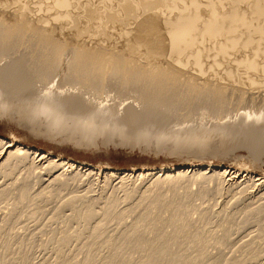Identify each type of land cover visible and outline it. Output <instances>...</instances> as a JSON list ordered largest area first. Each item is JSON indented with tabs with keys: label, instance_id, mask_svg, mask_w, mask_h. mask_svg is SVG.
<instances>
[{
	"label": "bare ground",
	"instance_id": "obj_1",
	"mask_svg": "<svg viewBox=\"0 0 264 264\" xmlns=\"http://www.w3.org/2000/svg\"><path fill=\"white\" fill-rule=\"evenodd\" d=\"M7 4L11 5L12 11L9 13L0 11V106L3 108H14L30 116L42 115L51 124L60 122L64 125L67 123V126L72 122L77 126L76 122L80 124L82 121L92 125L90 124L92 120V123L96 121L103 124L107 122L110 124L131 122L133 124L152 119V116L157 115L158 110L155 112L151 109L160 108L159 106L164 107L169 102L187 103L194 98L202 99L214 107V114L207 113V110L203 112L199 126L206 124L213 131L222 130L223 133L232 135L234 138L236 136L245 138L247 140H244L246 145L257 151H254L256 156L263 154L264 121L260 119V114L264 113V108L249 107L251 106L249 102L255 98L264 99V96L259 95L260 91H264V0H0V7ZM18 6L19 8L16 9ZM15 11L19 14L15 15ZM72 33L76 35L94 34L97 38L93 41L92 46L83 44L71 48L68 47V42L63 43L62 40L70 37L69 34ZM109 33H119L120 37L126 36L136 51H142L141 60L147 61V63L137 60V57L130 59L127 56L128 52L121 47L104 44L107 49L111 50L98 48L103 45L101 41L107 43L106 35ZM59 44L64 47L61 51ZM14 50L16 52L10 54ZM119 50L121 51L119 52ZM19 51L21 56L14 58V54ZM69 56L71 58L67 60ZM62 69L65 72L61 75L58 72ZM56 77L59 78L58 87L67 91L63 95H45L47 86ZM42 83H46V85L41 86ZM107 90L114 91V93L107 92L102 96ZM12 92H20L21 94L12 95ZM131 98L134 99L133 102L127 104L126 101ZM232 98H237L239 103L244 101L247 103L243 107L225 110L228 108L226 107L227 101L229 103V99ZM102 104H104L103 107H101ZM4 114L2 113V115ZM250 116L252 118H249ZM68 122L70 123L68 124ZM149 125L153 124L150 123ZM14 140L0 136V172L8 175L11 171L20 170L24 172L23 176H28L25 177L24 182H21L24 184H20L19 187H21H18L20 190L18 196H20L21 202H23V198L35 197L29 196L28 185L31 183L30 180H26L35 174L37 176L35 179L38 178L39 173L40 175L46 174L48 178L45 180H48L49 184H47V188L52 184H56V187L68 188L72 182H79L76 181L78 178L89 177L92 174V170L88 166L84 172L82 171L85 163L75 162V160L68 161L65 158L59 159L57 156L58 159H53L52 156L48 155L51 153L47 154L34 150V148L24 146ZM244 141L241 140V143ZM189 171L194 172L191 175L197 178L186 179ZM37 172L39 173L37 174ZM116 172L108 173L107 177L112 180L113 177L117 176ZM249 173V170L244 175V173L240 174L235 170L217 165L202 166L198 164L189 166L187 170L179 167L170 169L164 167L159 168V171L155 173L141 171L136 174L135 179L140 180L138 186L144 189L142 191L145 196L144 194L141 196L145 200L142 201H147L146 198L150 200L149 197L153 196L146 195L147 192L151 191V187L143 186V182L150 176L156 178L153 179L156 182L154 183L155 186L156 184L163 185L162 182H166V184L175 182V185L176 182H180L182 186L183 182L187 183L188 180L191 183L194 180V184H198L197 180L200 181V178H213L215 180L214 177L220 181L223 180V183L230 181L228 184L234 186L240 183L241 177H248ZM250 177L255 181L261 180L258 186L264 185V177L253 175ZM82 180L80 181L82 182ZM169 184L167 185L170 186ZM201 184H199L200 187L202 186V190L205 191L207 186L203 188V183ZM221 186L223 185H220L222 189ZM157 187L162 186L157 185ZM172 187L175 188V186ZM216 188L220 190L219 186ZM218 189L216 190L218 191ZM206 191L208 192V190ZM5 192V188L4 191H0V198ZM242 192L243 190L239 192L241 196L244 195ZM197 193L195 194L198 195ZM195 194L193 195L195 196ZM129 195L128 199L131 198ZM263 195L264 193L261 196ZM124 196L125 199L127 195ZM165 196L168 198L166 192L165 195L162 192L156 195V200L154 198L151 200L155 201L156 207H165V204H168L166 200L164 201ZM110 198L107 204L105 203L107 206L105 205L101 211L104 219L114 215L108 211L111 210L110 207H113L116 201V204L118 203V200H115L117 197L115 199L114 197ZM262 205L264 207V204ZM92 206L87 208L91 209ZM261 209L260 206V211ZM88 210L87 212L91 216L88 217L86 212V215H83L85 219L82 218L85 220L86 226H88L90 219L95 217L93 212L89 213ZM117 213V218L125 215L123 212ZM180 214L177 213L178 217L175 214L168 221L174 226H179L176 225L179 222L182 223L178 232L182 231L185 226L187 228V218L183 216L184 213L183 215ZM201 214L203 213L201 212ZM137 219L139 218L137 217ZM160 219L162 220V218ZM136 221L139 224L141 222ZM137 222L136 224H138ZM97 224L96 227H92L93 232H98L100 228H103V223H101L102 225ZM132 231L129 233L134 237ZM174 233L172 235L170 233L167 238L165 237L167 239L165 241H170L168 245L179 236V234L175 235ZM130 234L127 236L125 234L123 241H132V243L135 241L138 247L135 243L131 245L129 242L127 244L131 245L128 246L129 249L133 246L140 248L141 245L143 247L141 248L144 249L146 246L143 244L144 239L132 238L129 236ZM145 241L147 240L145 239ZM127 242L121 243L127 246ZM168 245L165 244L164 247L166 248ZM155 247L160 249L156 245ZM155 247L152 248L155 249ZM125 249L124 252L126 253L127 250ZM167 250L169 251V249ZM121 251L120 254L123 253ZM120 254L117 253L118 256H115H122Z\"/></svg>",
	"mask_w": 264,
	"mask_h": 264
},
{
	"label": "rangeland",
	"instance_id": "obj_2",
	"mask_svg": "<svg viewBox=\"0 0 264 264\" xmlns=\"http://www.w3.org/2000/svg\"><path fill=\"white\" fill-rule=\"evenodd\" d=\"M10 6L9 4L2 5L0 11L9 13L12 11ZM18 8L19 6L16 7V9ZM14 14L18 15L19 12L15 11ZM118 34L109 33L106 35L107 43L101 41L103 45L98 48L110 51L111 49H107L104 44L121 47L128 52L127 56L130 59L137 57V60H141L142 56L140 54L142 51H136L126 36L120 37ZM69 35L70 37L63 39L62 42H68V47L71 48L83 44L92 46L93 41L97 38L94 34L76 35L72 33ZM58 46L60 51L64 49L62 44ZM20 51L14 54V58L21 56ZM14 52L16 50L10 52V54ZM124 55L126 56V53ZM70 58L71 56L67 57V60ZM141 62L147 63L144 60H141ZM64 72L65 70L62 69L58 73L62 75ZM44 85L46 83L41 84V86ZM247 91H249V88H247ZM107 92L114 93V91L107 90L102 96ZM12 93V95L21 94L20 92ZM89 95L91 96V94ZM259 95L263 97L264 91H260ZM133 100L131 98L126 103L133 102ZM229 100L232 103L227 101L226 107L228 108L225 110L243 107L247 103L245 101V103H239L240 101L237 98ZM252 102L256 104L254 105ZM249 103H251V106L248 105L249 107L264 108V99L255 98ZM2 108L0 106V111ZM160 108L151 109L155 112L158 110L157 115L142 123L125 122L126 124L120 123L122 124L120 125L119 122L118 124L108 122L103 124L95 121L94 124L92 120L90 121L92 125L85 124L82 121L80 124L76 122L77 126L73 122V124L68 122V124L70 123L68 126L67 123L64 125L60 122L51 124L45 116H30L14 108H3L0 113L1 137L9 140L15 139L14 141L40 152L51 153L48 155L52 156L53 159L65 158L68 161L75 160V162L85 163L82 171L84 172L88 166L92 170V174L89 177L83 176L77 180L75 179L79 182H72L68 188L59 185H57L59 187H56V184H52L54 187L50 185L47 188L49 184L48 180L45 179L48 177L46 174L40 175L37 172V174L39 173L37 179H35L36 174L32 178L26 179L30 180L31 183L27 181L30 184L28 185L29 196L35 197H30L31 199L28 197H26L28 199L23 198V202H21V198L18 196L21 187L19 185L24 184L21 182H24L25 177L28 176H23L24 172L20 170L11 171L8 175L0 172V191H4L5 188V194L9 195L4 194L6 197L2 195L3 200L0 198V264H264V213H262L264 212L262 205L264 204V195L261 196L264 193V185L258 186L261 180L255 181L250 177V175L264 177V148H262L263 154L256 156L254 151H257L246 145L245 141L247 140L245 138H239L238 136L234 138L232 135L223 133L222 130H219L220 132L218 130L213 131L206 124L199 126V122H201L199 120L203 112L207 110V113L214 114V107L208 105L202 99L194 98V100L187 103L172 101ZM2 113L5 114L2 115ZM149 122L154 127L149 125ZM192 125L194 126L192 127ZM86 126L87 129H85ZM241 140L242 142L245 140L244 143H241ZM250 149H252L251 152ZM198 164L202 166L217 165L235 170L240 174L244 173V175L248 170L250 173L248 177H241L240 183L234 186L228 184L230 181L223 183V180L220 181L217 177H214L215 180L213 178H200V181L197 180L198 184H194L192 179L193 182L191 183V177H195L192 176L194 172L190 171L186 175V179H190L189 182L186 183L182 180L184 183H182V186L180 182H176L177 186L174 184L175 182L173 184L167 183L170 186L166 182H162L163 185L156 184L155 186L154 183L156 182L153 179L156 178L150 176L143 182V186L151 187V191L147 192L146 195L153 197H149L150 200L146 198L147 201H142L145 198L142 199L143 196L141 195L144 194L145 196V193L142 191L144 189L138 186L140 180L135 179L137 173L141 171L155 173L159 171V168L164 167L168 169L179 167L187 170L189 166ZM110 172H116L117 174L112 180L107 177ZM45 183L48 185L46 186ZM104 183H106L105 186H103ZM201 183H203V188L207 186L206 190L208 192L202 190V186L199 185ZM185 184L187 186H184ZM157 185L163 188L157 187ZM220 185H223L221 186L222 189ZM172 186H175V188ZM216 186H219L220 190L224 188L226 190L224 189L221 192ZM232 190L234 191L232 192ZM242 190L243 194L246 190V193L242 194L243 196L239 193ZM34 192H39L40 195ZM128 192L132 194L129 195ZM162 192L164 195L166 192L168 198L165 196L164 201L166 200L168 204H165L164 208H158L151 198L155 199L156 195ZM194 192H198L197 194H200V196L198 197ZM124 195H127L125 199ZM128 195L131 197H129L130 199L127 198ZM110 197H114V199L117 197L115 200H118V203L116 204V201L115 207L111 206V210L108 211L110 214L111 212L114 214L111 215L112 218L110 216V218L104 219L101 211L111 199ZM71 201L72 203H70ZM93 202L95 205L92 204V206L91 203ZM173 203L174 205H171ZM88 205H91L92 208L89 209L91 206ZM86 208L89 209V213L93 212L95 216L90 219V225L87 224L88 226L84 223L85 220L82 219L84 218L83 215H86ZM177 210H180V213L183 212L184 215ZM94 211L97 212L96 215ZM117 212H123L125 215L117 218ZM99 213L101 216L98 215ZM177 213L187 218V228L185 226L184 229H186H182L183 233L179 230L182 234L178 232L182 223L179 222V224H176L179 226H174V224L168 222L175 214L178 217ZM87 216L90 217L91 215L88 214ZM136 220H140V224ZM135 221L139 224V227ZM96 222L103 223V228L99 229V233L95 230L98 234L92 230L97 224ZM133 226L135 227L133 228ZM131 231L134 237H138L140 240L144 239L143 244L146 245H143L144 249H142V245L139 246L140 248H136L138 244L134 241L136 246H133L135 248L132 247L131 250L128 246L134 243L123 241V237L125 238ZM170 233L171 235L173 233L175 235L179 234V236L168 245L170 241L165 240H167L166 238ZM96 234L97 236H95ZM121 238L122 240L119 241ZM121 242H124L123 244L127 242L126 245L131 242V245L125 246ZM159 244H161V247ZM165 244L168 247L165 248ZM155 245L161 250L156 249ZM152 247H155V249ZM121 249L124 254H120ZM124 249L127 250L126 253ZM150 249H153L154 253ZM117 253L122 256L116 257ZM161 254L165 255L162 256Z\"/></svg>",
	"mask_w": 264,
	"mask_h": 264
},
{
	"label": "snow or ice",
	"instance_id": "obj_3",
	"mask_svg": "<svg viewBox=\"0 0 264 264\" xmlns=\"http://www.w3.org/2000/svg\"><path fill=\"white\" fill-rule=\"evenodd\" d=\"M58 77L54 78L52 82L47 86V91L45 92V95H54V94H59L63 95L67 90L66 89H61L58 87ZM104 104L101 105L103 107ZM254 115V114H253ZM249 118H252L251 116ZM260 119L264 121V113L260 114Z\"/></svg>",
	"mask_w": 264,
	"mask_h": 264
}]
</instances>
